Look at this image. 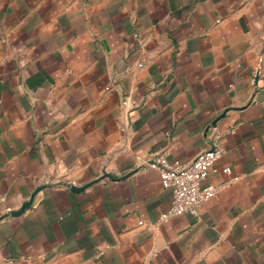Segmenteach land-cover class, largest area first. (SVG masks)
Returning a JSON list of instances; mask_svg holds the SVG:
<instances>
[{
    "label": "crops",
    "instance_id": "obj_1",
    "mask_svg": "<svg viewBox=\"0 0 264 264\" xmlns=\"http://www.w3.org/2000/svg\"><path fill=\"white\" fill-rule=\"evenodd\" d=\"M0 264H264V0H0Z\"/></svg>",
    "mask_w": 264,
    "mask_h": 264
},
{
    "label": "built area",
    "instance_id": "obj_2",
    "mask_svg": "<svg viewBox=\"0 0 264 264\" xmlns=\"http://www.w3.org/2000/svg\"><path fill=\"white\" fill-rule=\"evenodd\" d=\"M207 140V149L189 163L170 161L159 154L146 164L149 170L158 173L162 188L171 193L169 208L159 215L161 222L185 215L196 216L199 208L223 189V186L207 183L210 173L216 172L215 165L224 153L215 136L209 135ZM221 173L230 178L229 183L238 180L228 167L223 168Z\"/></svg>",
    "mask_w": 264,
    "mask_h": 264
}]
</instances>
